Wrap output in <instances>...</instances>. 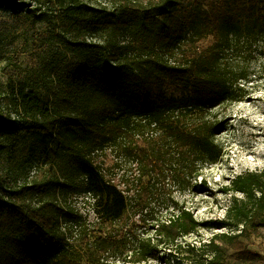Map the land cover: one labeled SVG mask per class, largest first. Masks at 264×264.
I'll return each instance as SVG.
<instances>
[{
  "label": "trees",
  "instance_id": "1",
  "mask_svg": "<svg viewBox=\"0 0 264 264\" xmlns=\"http://www.w3.org/2000/svg\"><path fill=\"white\" fill-rule=\"evenodd\" d=\"M47 2L57 12L37 35L29 73L0 100V264H101L113 250L129 264L175 261L202 223L175 198L150 215L153 194L222 157L217 111L242 98L252 73L228 53L263 42L264 0ZM224 189L234 195L218 225L234 233L185 258L264 264L242 239L264 226V169ZM75 191L96 221L62 204ZM131 210L139 221L150 215L155 236L111 232Z\"/></svg>",
  "mask_w": 264,
  "mask_h": 264
},
{
  "label": "rangeland",
  "instance_id": "2",
  "mask_svg": "<svg viewBox=\"0 0 264 264\" xmlns=\"http://www.w3.org/2000/svg\"><path fill=\"white\" fill-rule=\"evenodd\" d=\"M14 1L18 10L0 5V100L6 89L11 88L12 81L18 82L26 78L31 54L37 46V35L48 29L49 19L56 14L58 8L57 5L49 7V0H42L40 3L36 0ZM95 1L104 3L109 0ZM30 9L37 11L30 12ZM228 60L232 64L248 67L252 73L249 81L243 82L242 98L217 111L219 118L226 122L225 130L217 136L223 146L222 157L216 163L205 165L204 169L199 171L202 172L200 175L193 171L186 186L179 187L174 181H162L165 183L163 188L158 186L152 199L150 215L161 214L171 198H175L187 205L202 225L196 233L180 240L186 252L177 255L175 261L151 260L149 264H191L185 256L196 257L195 253L199 252L197 248L214 241L216 234L234 233L218 225V222L226 219V212L234 195L232 192H226L224 187L228 186L237 174L264 169V40L253 47L235 49L228 53ZM111 162L110 157L106 164L109 166ZM113 172L120 171L117 168L113 169ZM237 195L242 196L239 193ZM60 200L64 206L78 209L83 215V222L97 220L92 205L84 194L75 191L61 195ZM136 212L131 210L127 213L113 225L111 232L120 238L126 236L124 238L128 242L131 238L137 239L139 236H155L156 225L148 219L150 215L146 217V222L139 221L140 214ZM242 239L264 257V226L260 228L258 235L243 236ZM216 243L228 247L223 241L218 240ZM194 246L195 252H189ZM125 255L126 253L122 255L113 250L112 254L102 259L101 264H129L123 260Z\"/></svg>",
  "mask_w": 264,
  "mask_h": 264
}]
</instances>
